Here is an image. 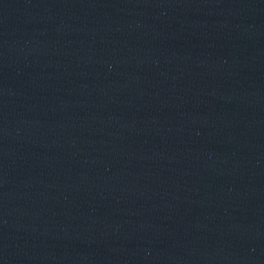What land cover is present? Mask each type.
Instances as JSON below:
<instances>
[{
    "label": "water",
    "instance_id": "95a60500",
    "mask_svg": "<svg viewBox=\"0 0 264 264\" xmlns=\"http://www.w3.org/2000/svg\"><path fill=\"white\" fill-rule=\"evenodd\" d=\"M0 264H229L184 0H0Z\"/></svg>",
    "mask_w": 264,
    "mask_h": 264
}]
</instances>
